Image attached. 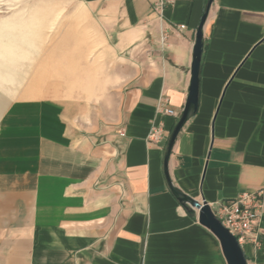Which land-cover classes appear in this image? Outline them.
Masks as SVG:
<instances>
[{
    "label": "crops",
    "instance_id": "0c3cea01",
    "mask_svg": "<svg viewBox=\"0 0 264 264\" xmlns=\"http://www.w3.org/2000/svg\"><path fill=\"white\" fill-rule=\"evenodd\" d=\"M78 1L122 64L114 113L51 97L7 105L0 264H227L217 237L180 197L215 207L257 190V243L241 247L247 264H264V0H212L197 110L170 150L208 0H175L161 15L156 0ZM161 98L178 117L157 111ZM155 125L165 136L151 144Z\"/></svg>",
    "mask_w": 264,
    "mask_h": 264
},
{
    "label": "rangeland",
    "instance_id": "374dc122",
    "mask_svg": "<svg viewBox=\"0 0 264 264\" xmlns=\"http://www.w3.org/2000/svg\"><path fill=\"white\" fill-rule=\"evenodd\" d=\"M3 20L17 24L9 41L19 42L22 54L0 59V115L13 100L42 97L81 100L95 114L105 105L106 114L114 113L122 64L86 6L78 0H0ZM2 49L12 53L7 45Z\"/></svg>",
    "mask_w": 264,
    "mask_h": 264
},
{
    "label": "built area",
    "instance_id": "2783aa9c",
    "mask_svg": "<svg viewBox=\"0 0 264 264\" xmlns=\"http://www.w3.org/2000/svg\"><path fill=\"white\" fill-rule=\"evenodd\" d=\"M175 0H156L153 9L161 15L166 5L173 4ZM183 28L184 25H180ZM165 32L161 36V42H165ZM157 111L166 115L176 116L179 114L167 104L165 98H161L157 104ZM120 135H123L120 132ZM165 136L162 126L155 125L150 128L147 140L151 144L160 142ZM263 205V191L257 190L239 195L236 199L218 202L214 207L211 206L216 218L222 225L234 235L240 246L250 242L257 243L258 230L257 222L260 217Z\"/></svg>",
    "mask_w": 264,
    "mask_h": 264
},
{
    "label": "water",
    "instance_id": "95a60500",
    "mask_svg": "<svg viewBox=\"0 0 264 264\" xmlns=\"http://www.w3.org/2000/svg\"><path fill=\"white\" fill-rule=\"evenodd\" d=\"M212 0H208L205 11L201 17L200 24L196 32V39L193 47V56L191 64V80L188 90L186 103L182 109L181 115L172 131L169 150L180 129L186 122L191 113L196 112L198 105L199 89V66L202 54V31L201 27L207 17ZM181 201L197 212V219L200 224L208 228L219 240L223 256L227 264H247L246 257L239 245L236 237L232 235L227 228L214 215L211 206L203 199L201 201L188 196H181Z\"/></svg>",
    "mask_w": 264,
    "mask_h": 264
},
{
    "label": "bare ground",
    "instance_id": "6f19581e",
    "mask_svg": "<svg viewBox=\"0 0 264 264\" xmlns=\"http://www.w3.org/2000/svg\"><path fill=\"white\" fill-rule=\"evenodd\" d=\"M14 23V22H13ZM13 23L9 22L8 20L0 21V59H4L6 57H10V55H21V48L19 47V42H10L9 38L10 35L13 33L11 30L12 28L17 26L15 24L13 26ZM12 31V32H11ZM7 45L12 50V53H7L6 51H3V46Z\"/></svg>",
    "mask_w": 264,
    "mask_h": 264
}]
</instances>
